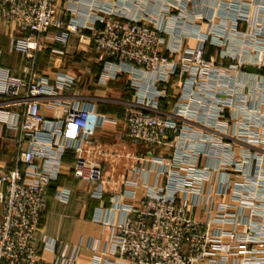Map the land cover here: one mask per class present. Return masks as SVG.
<instances>
[{
  "label": "built area",
  "instance_id": "obj_1",
  "mask_svg": "<svg viewBox=\"0 0 264 264\" xmlns=\"http://www.w3.org/2000/svg\"><path fill=\"white\" fill-rule=\"evenodd\" d=\"M226 2L231 7L232 1ZM235 2L264 12V0ZM68 12L73 16L67 18ZM0 19L15 29L11 50L23 51L26 58L19 76L0 66V93L16 94L25 104L21 116L8 118L20 136L14 167L0 172V264H41L34 238L48 210L47 190L58 179L66 152L92 145L100 123L123 127L122 138L135 146L159 149L128 168L126 184L134 188L126 196L132 202L117 199L124 219L113 223L100 214L110 234L100 259L109 252L126 264H264V111L254 121L236 122L233 135L229 125L217 122L223 105L216 113L202 112L199 93L210 91L215 66L206 56L204 39L185 54L182 40L168 45L167 25L152 16L130 15L114 0H0ZM73 34L80 35V47L92 46L111 58L101 82L125 71L138 75L137 100L123 116L101 114L89 100L47 102L62 109L63 116L42 112V101L73 87L76 76L59 70L52 79L41 71L37 55L50 41L67 44ZM175 53L179 56H171ZM246 64L237 60L230 67ZM255 65L264 76L262 54ZM173 77L181 80V92L167 110L162 107L168 96L165 84ZM190 119L221 126L216 133L204 132ZM71 172L94 185L93 196L103 198L100 159L79 153ZM152 173L155 179L149 182ZM68 194L58 191L60 197ZM199 206L202 220L196 216ZM43 243L56 254L51 264H76L80 245L50 236ZM90 247L98 249L95 241Z\"/></svg>",
  "mask_w": 264,
  "mask_h": 264
},
{
  "label": "crops",
  "instance_id": "obj_2",
  "mask_svg": "<svg viewBox=\"0 0 264 264\" xmlns=\"http://www.w3.org/2000/svg\"><path fill=\"white\" fill-rule=\"evenodd\" d=\"M174 1L179 2L183 10L186 9V13L174 12L180 14L175 20L170 16L174 14H171L172 10L168 8L170 6L166 7L164 0H114L120 9L130 15L152 16L157 19V23L161 18L158 12L168 11L165 15L170 17L161 18L160 22L163 26H168L167 43L171 46L175 40H182L186 48L185 54L189 55L200 39L205 40L206 56L213 60L215 66L210 75V91L200 90V107L203 108L202 112L209 108L212 113H216L220 105H223L225 111L217 122L229 125L228 134L233 135L236 122L254 121L255 118L259 119L257 113L264 111V76L262 70L255 65L261 54L264 57V12L235 0H171L173 5L176 3ZM224 1H232L231 7H228L230 3L224 4ZM81 9L86 11V8ZM197 13L203 15V18L197 19ZM72 16L69 12L66 14L67 18ZM14 33L15 29L0 19V66L10 69L12 75L19 76L26 65V58L23 51L10 48ZM92 50V46L80 47V35L73 34L67 44L50 41L48 47L38 53L37 62L41 71L49 74L52 79L57 78L59 70L76 76L73 87L62 90L59 96L47 97L42 101L41 109L44 114L63 116L62 109H53L47 102L68 99L89 100L95 104L99 113L121 117L137 100L135 84L139 81L138 75L125 71L115 78L109 77L106 82H101L100 76L104 73L106 61L111 58L98 52L91 57L89 53ZM171 56L177 57L179 54ZM78 60L81 61L82 68L76 63ZM235 60L248 64L233 69L230 64ZM91 62L95 68L90 66ZM74 65L79 68L77 72L74 71ZM85 80L88 81L86 84ZM165 85L168 96L163 99L162 107L171 110L180 95L181 80L173 77ZM208 92L210 94L207 97ZM215 100H219V104ZM24 109L25 104L18 100L16 94L0 93V172L14 167V157L19 152L20 128L11 124L8 118L15 113L21 116ZM188 122L209 133H216L221 126L216 124L215 127H207L193 119ZM227 139L230 138L227 136ZM27 147L28 144H24V148ZM158 150L149 146H135L122 138L119 126L100 123L94 133L92 145L87 144L79 153L100 159L105 170L103 198L92 195L93 184L72 174L71 167L79 153L68 150L58 179L47 190L48 210L42 216L34 238V243L41 251V264H51L56 255L53 250L44 248L43 238L48 236L80 245L76 264H126L109 252L105 254L106 259H100V254L110 246V234L99 219L100 214L101 218L113 223L124 219L125 210L117 199L119 196L122 203L132 202L126 196V191L134 188L126 184L128 168L140 164L142 158L159 152ZM216 178L215 175L213 180ZM154 179L152 173L148 180L154 182ZM135 188L141 196L142 188ZM62 189L68 190L69 194L60 197L58 191ZM225 199H229V196H225ZM196 216L201 220L205 218L203 206L198 207ZM93 241L96 242L97 251L90 247Z\"/></svg>",
  "mask_w": 264,
  "mask_h": 264
},
{
  "label": "rangeland",
  "instance_id": "obj_3",
  "mask_svg": "<svg viewBox=\"0 0 264 264\" xmlns=\"http://www.w3.org/2000/svg\"><path fill=\"white\" fill-rule=\"evenodd\" d=\"M141 1H142V0H140V2H141ZM164 1H165V4H167L166 7L170 6V7H168L169 10H170V11H171V10L173 11V13H172V11H171V14H174V15H170L173 19H174V18L176 19L178 16H180V14H175L174 12H178V13H179V12H180V13H184V12H185V13H186V11H185L186 9L183 10V8L181 7V4H179V2L174 1V2H176V3H174V5H173V3H171V0H164ZM168 1H169V2H168ZM179 1H181V0H179ZM168 3H169L170 5H169ZM168 8H167V9H168ZM167 12H168V11H166V12H160V11H159L158 14L164 15L166 18H168V17H170V16H166V15H165ZM187 12H188V11H187ZM175 19H174V20H175ZM91 53H92V54H91ZM95 53H97V52H96L95 50H92V51H90L89 54H90V56L92 57V56L95 55ZM88 56H89V55H88ZM75 61H76V60H75ZM75 61H74V62H75ZM84 61H86V60L84 59ZM91 61L93 62V60H91ZM92 62L90 63V66H92V67L95 68V66L92 65V64H93ZM233 62H234V64H237V60H235V61H233ZM76 63L78 64V66L80 65L79 67L82 68V66H81V61H80V60H78ZM95 64H96V63H95ZM74 67H75V69H76V70H74V71L77 72V71L79 70V68L76 67L75 65H74ZM81 68H80V69H81ZM91 70H92V69H91ZM81 76H82V74H81ZM90 78H91V76L89 77V82H88L87 80H85V81H84V82H85L84 84H86L87 82L90 83ZM81 82H82V81H81ZM84 86H85V85H84ZM87 87H88V86H87ZM90 89H92V88L90 87ZM110 95L113 96V94H110ZM122 128H123V127H120V132L122 131Z\"/></svg>",
  "mask_w": 264,
  "mask_h": 264
}]
</instances>
